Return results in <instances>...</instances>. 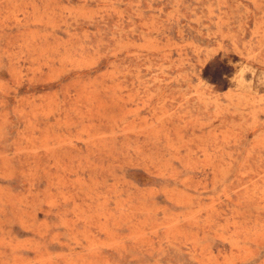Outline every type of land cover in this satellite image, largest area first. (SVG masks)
<instances>
[{"label": "rangeland", "instance_id": "1", "mask_svg": "<svg viewBox=\"0 0 264 264\" xmlns=\"http://www.w3.org/2000/svg\"><path fill=\"white\" fill-rule=\"evenodd\" d=\"M0 264H264V0H0Z\"/></svg>", "mask_w": 264, "mask_h": 264}]
</instances>
